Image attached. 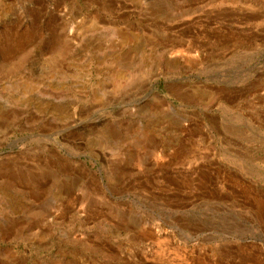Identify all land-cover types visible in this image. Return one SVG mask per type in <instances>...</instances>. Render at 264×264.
Returning <instances> with one entry per match:
<instances>
[{
	"label": "rangeland",
	"instance_id": "1",
	"mask_svg": "<svg viewBox=\"0 0 264 264\" xmlns=\"http://www.w3.org/2000/svg\"><path fill=\"white\" fill-rule=\"evenodd\" d=\"M0 264H264V0H0Z\"/></svg>",
	"mask_w": 264,
	"mask_h": 264
},
{
	"label": "bare ground",
	"instance_id": "2",
	"mask_svg": "<svg viewBox=\"0 0 264 264\" xmlns=\"http://www.w3.org/2000/svg\"><path fill=\"white\" fill-rule=\"evenodd\" d=\"M123 75H124V71H123V72H120V73H118V77H117V78H118V82L122 83V82H121V77H123ZM121 86H122V85H121ZM146 140H147V139H146ZM149 140H150V139H149ZM138 142H139V144H140L139 146H141V145H143V144H144V141H143V139H139V141H138ZM145 148H146V147H145Z\"/></svg>",
	"mask_w": 264,
	"mask_h": 264
}]
</instances>
